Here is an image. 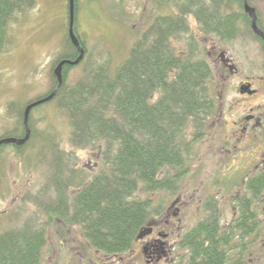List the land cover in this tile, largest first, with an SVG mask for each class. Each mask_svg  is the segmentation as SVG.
Returning a JSON list of instances; mask_svg holds the SVG:
<instances>
[{
    "label": "trees",
    "instance_id": "obj_1",
    "mask_svg": "<svg viewBox=\"0 0 264 264\" xmlns=\"http://www.w3.org/2000/svg\"><path fill=\"white\" fill-rule=\"evenodd\" d=\"M35 1L0 0V51L7 41L9 22L17 13L35 5ZM237 3L242 6V0ZM215 5L210 0L202 12L194 10L195 17L207 35L219 40L232 39L235 15L219 12L213 8ZM66 9L69 51L59 56L54 66L59 60L74 59L78 54L68 36V0ZM76 9L77 0H74L73 30L83 44L76 30ZM179 16L167 23L158 21L150 30L147 28L142 38L135 40L128 57L111 74L102 66L90 68L86 76L68 85L66 74L73 65L64 64L63 83L51 100L41 103L58 99L59 107L69 118V141L73 146L84 148L104 142L103 165L89 179L80 173L74 176L73 170L66 175L60 172L64 165L58 145L47 147L55 162L51 181L57 191L44 206L65 224L77 223L88 246L96 251H126L136 240L139 229L159 216L163 198L160 195L154 199L149 193L178 191V180L195 154L192 143L200 138L202 125L213 106L214 78L208 57L191 32L183 33L185 19ZM153 28L157 34L154 40L146 34ZM186 34L189 36L185 38L182 53L167 43L170 37L181 38ZM146 42L148 47L143 48ZM52 77L54 88L57 81L53 73ZM18 119L22 121V111ZM189 124L194 127L191 139L185 136ZM23 132L22 128L20 134ZM6 145L21 147L14 143ZM73 182L79 189L71 195L66 193V188ZM138 192L145 197L137 195ZM258 214L256 208L242 209L236 225L229 231H221L213 211L197 221L180 239L181 246L188 250L186 264H226L228 261L241 264L236 255L227 259V251L234 240L243 242V237L250 236V243L254 244L255 239L264 238V221ZM44 234V224L39 225L37 221L0 233V264H40Z\"/></svg>",
    "mask_w": 264,
    "mask_h": 264
},
{
    "label": "rangeland",
    "instance_id": "obj_2",
    "mask_svg": "<svg viewBox=\"0 0 264 264\" xmlns=\"http://www.w3.org/2000/svg\"><path fill=\"white\" fill-rule=\"evenodd\" d=\"M184 2L185 0H165V2L163 0H77L75 24L79 38L83 42L81 45L84 55L78 64L67 70L66 83L73 85L79 78L86 76L90 68L96 69L99 66L104 67L106 73H113L128 57L135 40L142 38L147 28L158 21L167 23L175 16L180 18V14L185 19L182 22L185 29L183 33L186 31L192 33L205 56L212 54L210 57L213 58L208 57L209 62L219 56V51H225L227 56L236 61L238 70L243 75L244 71L254 75L264 73V44L251 37L250 22L243 13L242 6L237 3L238 0H234L233 3L213 0V4H216L213 8H217L219 12L235 15L238 30L236 33L240 34L236 38L220 40V42L216 36L207 35L190 12L184 14L186 3ZM250 4L257 9L264 23V0H251ZM66 5L67 0H36L35 5L17 13L9 22L7 41L0 51V137L20 134L23 126L18 117L25 104L29 100L48 94L53 88L54 62L64 52L69 51L66 48ZM190 8L192 10L194 6ZM260 24L263 26L262 23ZM146 34H150L152 40L157 36L154 28ZM187 35L189 36L186 34L181 38L170 37L167 43L176 51L181 50L182 53ZM148 42L143 44V48L148 47ZM215 49L218 50L216 53ZM215 70L216 66L213 65L211 74L217 79H214L216 85L212 86L211 98H214L216 103L218 97L216 91L218 92L225 80L217 75ZM237 81L235 77L226 80L222 99L218 101L220 107H226L229 99L235 95L230 87ZM206 122L208 119L204 123ZM29 125L32 131L29 143L20 148L6 144L0 148V233L37 221L39 225L44 224L45 233L40 264H73L72 257L75 255L73 253L78 251L87 252L93 258L96 250L88 246L81 234L80 226L77 223L65 224L60 217L49 214V210L44 206L54 198L57 191L51 181L55 162L53 156L47 152V147L52 144L58 145L63 155L60 161L64 165L60 168V172L66 175L69 174V170H73L74 176L80 173L89 179L103 165L104 142L98 141L93 146L84 148L70 144L69 118L59 107L56 98L36 106L29 115ZM193 134L194 127L189 124L185 129V136L191 139ZM200 138L192 143V151L195 154L192 156V162L188 163L184 176L178 180V191L149 193L154 199L160 195L163 198L160 217L171 213L172 209H168V204L177 193L183 189L184 194L186 189L194 192V188L198 187L203 149ZM203 158L206 160L205 170H213V161L216 158L214 152L206 151L203 153ZM170 172L172 173L173 170ZM78 189L74 182L69 183L66 193L72 195ZM137 195L145 197V194L139 192ZM223 213L224 217L231 214L230 211L225 212V210ZM201 216L202 213L196 208V204H191L189 208L181 209L177 216L179 222L177 218L174 219L172 234L178 245L176 250L183 262L186 261L187 252L181 246V236L199 221ZM167 228H171L170 224ZM246 237L242 238L243 242H250V236ZM262 239L264 241V238ZM262 239H255L254 244L249 243L247 251L243 254L248 264H264ZM240 242L235 243L240 245ZM83 257L86 258L85 255ZM231 258L233 255L230 252L227 259L231 260ZM80 263L81 259L78 256V264ZM227 264L231 263L228 261Z\"/></svg>",
    "mask_w": 264,
    "mask_h": 264
},
{
    "label": "flooded vegetation",
    "instance_id": "obj_3",
    "mask_svg": "<svg viewBox=\"0 0 264 264\" xmlns=\"http://www.w3.org/2000/svg\"><path fill=\"white\" fill-rule=\"evenodd\" d=\"M250 1L246 0L247 4L253 7ZM185 2L184 14L187 15L190 12L195 17L194 10L202 12L210 0L206 2L205 0H193V2L185 0ZM192 6L194 9L191 10ZM242 8L250 22L251 37L264 44V30L259 25L262 23L264 26V23L257 9L253 7L260 34L251 28V16L244 9V0H242ZM236 32H238L237 27L233 38L240 35ZM217 51L214 50L215 53ZM211 55L210 53L208 57L213 58V56L210 57ZM207 61L211 67L216 66L217 75L222 76L225 82L220 85L218 92L216 91L217 101L215 98L216 103L214 102L211 112L206 117L208 122L202 125L200 144L203 149L198 187L194 188V192L186 189L184 194L183 189L177 193L168 204V209H172L171 213L151 219V232L140 239L136 238L126 251L119 253L96 251L93 253L95 259L87 252L78 251L73 253L75 254L72 257L73 264H78V256L81 259L80 264H179L180 262L186 264L188 250L185 248L187 256L186 261L183 262L176 250L178 245L173 238L172 227L175 218L178 222L180 221L177 216L181 209L189 208L191 204H196V208L201 211V219L206 218L213 211L221 231H229L236 225L242 209L256 208L259 217L262 216L264 221V73L254 75L244 71L243 75L238 70L236 61L227 56L225 51H219V56L212 62ZM233 77L238 79L237 83H233L230 87L235 95L229 99L226 107H220L218 101L222 99L226 80ZM213 78L217 79L215 75ZM214 85H216L215 81ZM154 97L155 99L158 97L156 92ZM23 134H18L16 137H21ZM208 150L214 152L216 156L211 171L205 170L206 160L203 158V153ZM198 192L199 195H197ZM224 210L230 211L231 214L224 217ZM169 224L171 228H167ZM235 242L237 241L234 240L233 247L227 252L230 253V250L232 255L238 256L241 264H248L243 254L247 251L250 242H240V245Z\"/></svg>",
    "mask_w": 264,
    "mask_h": 264
},
{
    "label": "water",
    "instance_id": "obj_4",
    "mask_svg": "<svg viewBox=\"0 0 264 264\" xmlns=\"http://www.w3.org/2000/svg\"><path fill=\"white\" fill-rule=\"evenodd\" d=\"M244 7H245V10L251 16V28L253 29V31L260 34V31L258 30L257 25H256V14H255L254 8L251 7L250 5H248L246 0H244ZM68 8H69L68 36H69L71 43L73 44V46L78 51V54L74 59L64 58V59L59 60L56 63V65L53 67V70H52V73L55 76L56 81H57L54 88L45 96H42V97L35 99V100H32L24 106L23 111H22V123H23V128H24V134L21 137H16V136L2 137V138H0V145L1 144H8V143H14L16 145H22L29 139L31 131H30V128L28 125V119H29V114H30L31 109L33 107L41 104V103H44L46 101L51 100L55 96L58 88L63 83V77H62L63 65L64 64H69V65L78 64V62L82 59V57L84 55V49H83L77 35L75 34V32L73 30L74 0H68ZM151 224L152 223L150 221L146 225L141 227L139 229L137 235H136V238L140 239V238L144 237L145 235L149 234L151 232V229H152Z\"/></svg>",
    "mask_w": 264,
    "mask_h": 264
},
{
    "label": "bare ground",
    "instance_id": "obj_5",
    "mask_svg": "<svg viewBox=\"0 0 264 264\" xmlns=\"http://www.w3.org/2000/svg\"><path fill=\"white\" fill-rule=\"evenodd\" d=\"M26 105V104H25ZM28 125H29V119H28ZM29 128H30V125H29ZM30 131H31V128H30ZM30 135H31V133H30ZM30 138V137H29ZM23 145V144H22ZM19 146H21V145H19Z\"/></svg>",
    "mask_w": 264,
    "mask_h": 264
}]
</instances>
